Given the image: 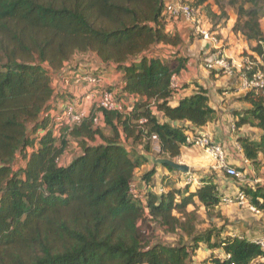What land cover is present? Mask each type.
Listing matches in <instances>:
<instances>
[{"label": "trees", "instance_id": "16d2710c", "mask_svg": "<svg viewBox=\"0 0 264 264\" xmlns=\"http://www.w3.org/2000/svg\"><path fill=\"white\" fill-rule=\"evenodd\" d=\"M187 2L216 24L227 18L224 0ZM165 3L0 0V264H194L202 247L210 252L203 264H252L264 257L254 240L224 234L222 227L200 229V208L224 217L225 194L214 170L194 189L173 186V178L161 174L158 192L155 165L141 176L144 200L130 193V183L148 162L142 151L154 153L153 135L161 148L156 158L176 160L192 146L189 135H198L197 129L217 114L202 85L177 105L171 103L172 78L187 59L154 53L159 44L182 43L166 29ZM228 4L237 14L233 31L253 52L251 70L242 72L264 75V0ZM80 55H95L123 73V83L110 88L133 109L109 111L94 104L81 122L56 135L52 124L62 107L54 106L53 75ZM237 101L243 107L235 114L234 129L260 130L258 139L241 134L237 143L256 178H264V87L248 89ZM99 111L103 126L94 124ZM73 144L80 152L65 162ZM239 189L264 214V187L240 184ZM166 235L177 239L165 242Z\"/></svg>", "mask_w": 264, "mask_h": 264}, {"label": "crops", "instance_id": "0c3cea01", "mask_svg": "<svg viewBox=\"0 0 264 264\" xmlns=\"http://www.w3.org/2000/svg\"><path fill=\"white\" fill-rule=\"evenodd\" d=\"M201 11L204 13L203 10ZM217 13H220L219 9ZM235 21L229 22L227 24L228 29L227 27L223 28L220 24L217 26L221 35L224 36V41L228 40V44L230 45L229 48H224L225 53L228 55L230 60H233L235 64H238L237 68L239 69V65L242 63V61H240L241 59L237 56L239 51L238 47H246V43L243 41V39L238 38L234 31L232 32ZM166 29L168 32L178 34L182 38V43L178 46L167 45L168 51L171 50L172 54L177 53V56L187 59L185 68L180 72L179 75H177L179 88L176 90L173 98L171 99L172 105H177L181 99L193 94L201 85L207 88L209 91L211 105L214 109H216L217 114L212 122H209L206 126L197 129V132L207 134L214 141L225 145L227 148L229 163L246 172H249V175L253 176L255 181L262 180L263 182L260 186L264 187V178H256L252 164L245 159L243 152L237 148V145H239L237 143V138L239 135H249L258 139V135L260 133L259 129L250 126H245L240 129V131H236L234 129L235 114L243 107V104L238 102L237 98L247 91V89L244 87L241 73L238 70H233L232 74L224 73V75H221L208 69L206 67V58L214 55L215 53L212 52H216V50L212 49V44L200 39L199 36L196 37V35L193 33V27L191 23L186 22L183 19L172 22L169 21L167 22ZM188 35H194L195 40L184 45L189 39V37L187 38ZM222 41L223 40H221V44L223 45ZM89 56H92V59L89 58ZM89 71L100 74L104 85L108 87H117L124 81V75L122 72L117 71L114 65L107 67V65H104L95 55L76 56L62 70L53 76V87L55 88L54 106H61L63 101L62 99L65 95H68L69 97H77V99L84 103L83 105L85 108L90 111L94 105L92 103L93 101L97 100V97L92 98V90L86 86L85 82L78 78V76ZM54 111L55 110H53V112ZM124 142L127 144L126 140H124ZM128 143H130V148H133L131 142ZM197 149L192 146L184 147L181 156L176 159V161L187 165L190 169L188 172L189 174L187 173V175H185V182L183 184H178L177 187L191 184L192 189H194L200 184V179L203 176L211 173V170H214L217 177L216 181L219 184V189L222 192L224 190L232 189L228 185H231V182L235 183L237 181L232 177L226 176L224 171L217 169L215 161L208 153L201 149ZM70 158L71 157H68L66 153L64 156V161H68ZM155 159L156 156L152 157V168L155 165L157 166V173L154 177V180H156L159 175L165 174L162 173V168L165 167L155 163ZM192 168H194V171H196L195 175L191 173ZM168 173H170V176L172 177L173 174H175L174 172L170 171ZM139 175L140 173H137V181L139 186L144 189V179H142ZM250 182L251 186H255V184H252V181ZM239 186L235 184L237 190H239ZM162 190V188L158 187V192H161ZM256 214V221L253 219L254 215H252L253 217L251 220L241 221L242 227L237 226L238 229L236 233L229 234L239 235L241 232L242 234L239 236L246 237L254 241L259 238H264V219L259 221L260 216L264 217V214L261 212ZM199 251L207 252L205 249L203 250V248H201ZM258 263L264 264V257L259 258L254 264Z\"/></svg>", "mask_w": 264, "mask_h": 264}, {"label": "built area", "instance_id": "2783aa9c", "mask_svg": "<svg viewBox=\"0 0 264 264\" xmlns=\"http://www.w3.org/2000/svg\"><path fill=\"white\" fill-rule=\"evenodd\" d=\"M200 9H196L192 7L187 0H166L164 15L166 16L167 21H178L184 20L192 24L193 33L201 36V39L207 41L212 44L215 48L216 52L214 55H211L206 58V67L208 69H213L216 71H223L225 74H232L234 67L241 73L244 87L248 90L253 87H264V75L261 71H257L254 73L252 77H248L246 73L242 72L243 68L247 70H251L253 63L249 58L244 60L240 65L239 69L237 68V64L233 60L230 61V58L225 53L223 45L221 44V39L218 37L217 31H212L211 28L205 27L202 24V20L200 16ZM168 46L159 44L156 46L155 55L161 56L162 58L169 57L172 53L171 50L168 51ZM211 53V54H212ZM178 76L175 75L172 78V89L178 90L179 82ZM78 78L85 82L86 86H88L91 90V97L96 98L97 107L99 109L120 111V112H129L133 109V106L130 102L125 99H120L118 97L117 90L111 89L110 87L104 85L103 79L100 74L96 72L89 71L84 73L83 75L78 76ZM84 103L77 99V97L73 98L70 101H62L60 107L61 110L54 115V120L52 124V129L56 135H60L61 128L64 126H72L76 123L82 121L84 117H86L90 111H88ZM146 120H142L145 122ZM94 124L96 126H103V115L102 112L99 111L94 117ZM153 141V149L156 153H161V148L158 144V138L156 135L152 136ZM192 146L203 150L208 153L212 159L215 161L216 168L226 172L230 176L240 178L242 176V171L233 165H231L228 161L227 148L225 145L214 141L207 134L198 133V135H189L188 140ZM242 151L240 145H237ZM130 193L134 198L144 200V190L139 186L137 179L130 183ZM234 195H223L222 197V205H244L251 208V210L260 213V211L252 206L244 191L237 190ZM263 249H264V238H259L255 240ZM254 264V263H252Z\"/></svg>", "mask_w": 264, "mask_h": 264}, {"label": "rangeland", "instance_id": "374dc122", "mask_svg": "<svg viewBox=\"0 0 264 264\" xmlns=\"http://www.w3.org/2000/svg\"><path fill=\"white\" fill-rule=\"evenodd\" d=\"M224 5L226 7V12H227V18H222L220 21H219V24L222 25L223 28H226L228 29V23L229 22H232V21H235L237 19V14H236V9L233 8L232 6H230L228 4V0H224ZM213 11L215 12H218V6L213 4ZM198 15L200 16L201 20H202V24L205 26V27H208V28H211L212 31H217L219 32V28H218V24L215 23V21H213L212 19H210L205 13H202V11L200 10V14L198 13ZM262 26L264 28V19H262ZM222 23V24H221ZM232 30V28H231ZM233 32V30H232ZM196 35V34H195ZM236 36H238V38H241L243 39V41L246 43V47H242V48H239V51H238V57L241 59L240 61H244L246 60L247 58H250L251 55H253V52L251 50V46H250V43L247 42L246 38L242 35V34H237L235 33ZM240 35V36H239ZM199 35H196V37H198ZM189 37L188 41L184 44H188L190 43L191 41H194L195 40V36L194 35H188L187 38ZM218 37H220L223 43V48H229L230 45L228 44V40L227 41H224V36L221 35V33L219 32L218 34ZM199 38L201 39V36H199ZM213 47V46H212ZM212 49L215 50V48L213 47ZM185 52V50H184ZM187 53V52H186ZM89 58L92 59V56H89ZM231 61V60H230ZM237 64V63H236ZM238 65V64H237ZM234 70L237 71V69L234 67ZM55 75V74H54ZM53 75V76H54ZM96 101H93L92 104H94ZM130 141H127V146L128 148H130V143H128ZM194 147V146H193ZM195 149H197L196 147H194ZM138 149H141L140 147H138ZM198 150V149H197ZM140 151V150H139ZM80 152V148L78 146V144H73V146L71 147V149L69 150V152L67 153V156L68 157H73V155L77 154ZM142 153L148 157V162L145 163L141 170L138 172V174L140 173V177L143 175V173L148 170V169H151L152 168V165H153V160H152V157H154V153L156 154V152L154 151V153L152 155L146 153V152H143ZM151 158V159H150ZM66 162V161H65ZM213 169V168H211ZM163 172L162 173H165V175H171L170 173H168V169L165 167V168H162ZM242 170V169H241ZM192 171V172H191ZM190 172L195 175L196 174V171H194V168H192ZM212 171V170H211ZM242 176L238 179H236L237 182H231V185H228L229 187H231L232 189L230 190H224L222 192L223 193H228L227 195L231 194V195H234L233 193H235L237 191L236 187H235V184L239 186V182L240 184H247V185H250L252 181V184L255 186H258V185H261V183L263 182L262 180H258V181H255V178L251 175H249V172H246L244 170H242ZM189 174V173H188ZM187 174H183L182 172L179 174H173V180H172V183L174 184L173 186H177L178 184H183L185 182V179H186V176ZM142 178V177H141ZM143 179V178H142ZM161 182V175L157 177L156 180H154V183H156L157 185L156 186H160V183ZM264 185V184H263ZM193 209V207H190V210ZM221 211L223 212V215L224 217L223 218H218V217H211V215H207L204 211L203 208H200L199 209V214L201 216V224H200V229H208L212 226H216V227H222L224 228V234H228V233H236L238 227H242V223L241 221H249L251 220V218L253 217L252 215H254L253 219L255 220L256 219V216H257V212L251 210L250 207L248 206H244V205H237V204H234V205H221ZM255 213V214H254ZM256 215V216H255ZM259 218V217H258ZM262 219H264V217H261L259 218V221H261ZM258 220V219H257ZM256 221V220H255ZM240 232V231H239ZM242 233L240 232L239 235H241ZM177 237L174 236V235H166V236H162V240H164L165 242H174L176 241ZM203 250L206 248L205 247H202ZM207 251V250H206ZM210 252H204V251H199L197 253V257L194 259V264H203V260L205 259L206 256L209 255ZM218 253V251L215 253V255ZM259 264V263H258ZM261 264V263H260Z\"/></svg>", "mask_w": 264, "mask_h": 264}, {"label": "water", "instance_id": "95a60500", "mask_svg": "<svg viewBox=\"0 0 264 264\" xmlns=\"http://www.w3.org/2000/svg\"><path fill=\"white\" fill-rule=\"evenodd\" d=\"M155 163H157L159 165H164V164L169 165L174 170L182 172L183 174H187L190 170L187 165L181 164L178 161L172 160L169 158H156Z\"/></svg>", "mask_w": 264, "mask_h": 264}]
</instances>
